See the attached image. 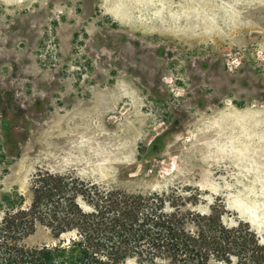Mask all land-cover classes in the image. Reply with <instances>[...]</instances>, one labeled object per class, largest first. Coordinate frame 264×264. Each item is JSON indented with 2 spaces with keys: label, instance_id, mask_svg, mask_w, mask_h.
<instances>
[{
  "label": "rangeland",
  "instance_id": "374dc122",
  "mask_svg": "<svg viewBox=\"0 0 264 264\" xmlns=\"http://www.w3.org/2000/svg\"><path fill=\"white\" fill-rule=\"evenodd\" d=\"M39 170L222 205L264 240V0H0V219Z\"/></svg>",
  "mask_w": 264,
  "mask_h": 264
},
{
  "label": "trees",
  "instance_id": "16d2710c",
  "mask_svg": "<svg viewBox=\"0 0 264 264\" xmlns=\"http://www.w3.org/2000/svg\"><path fill=\"white\" fill-rule=\"evenodd\" d=\"M29 191L3 199L0 264H264V240L246 222L224 221L222 205L202 212L175 191L132 193L50 170ZM38 225L60 242L22 244Z\"/></svg>",
  "mask_w": 264,
  "mask_h": 264
}]
</instances>
